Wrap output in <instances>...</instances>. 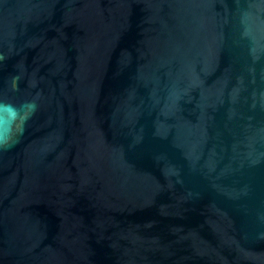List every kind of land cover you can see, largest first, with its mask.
Returning a JSON list of instances; mask_svg holds the SVG:
<instances>
[{
  "label": "water",
  "instance_id": "water-1",
  "mask_svg": "<svg viewBox=\"0 0 264 264\" xmlns=\"http://www.w3.org/2000/svg\"><path fill=\"white\" fill-rule=\"evenodd\" d=\"M0 264H264V0H0Z\"/></svg>",
  "mask_w": 264,
  "mask_h": 264
}]
</instances>
